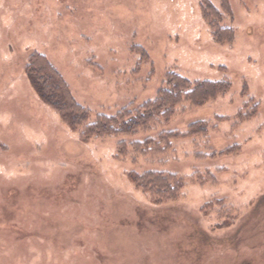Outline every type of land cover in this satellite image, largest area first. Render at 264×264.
Here are the masks:
<instances>
[{"label": "rangeland", "instance_id": "1", "mask_svg": "<svg viewBox=\"0 0 264 264\" xmlns=\"http://www.w3.org/2000/svg\"><path fill=\"white\" fill-rule=\"evenodd\" d=\"M228 1L234 39L218 44L201 0H0V264H264V0ZM35 51L92 119L154 99L171 71L231 88L134 138L83 142L33 89ZM196 122L206 133L164 154L117 155ZM146 170L183 177L180 197L137 188Z\"/></svg>", "mask_w": 264, "mask_h": 264}, {"label": "trees", "instance_id": "2", "mask_svg": "<svg viewBox=\"0 0 264 264\" xmlns=\"http://www.w3.org/2000/svg\"><path fill=\"white\" fill-rule=\"evenodd\" d=\"M200 6L203 19L210 27L215 42L231 43L234 30L223 25L225 16L231 14L229 1L222 0L221 8H218L211 0H201ZM26 74L40 99L52 108L70 129L78 132L83 142L110 136L134 138L142 132H149L158 125L170 122L177 107L184 102L193 107H200L227 93L231 88L229 80L192 81L171 71L166 74L165 82L154 99L147 100L136 108H123L116 114L100 113L92 119L91 110L76 100L69 83L44 53L35 51L29 54ZM206 126L203 122H196L191 124L185 133L164 130L143 140L123 139L118 145L117 155L125 157L129 145L133 146L138 157L164 154L172 147L173 140L204 134ZM129 176L137 188L152 195L159 203L177 200L185 186L184 178L171 172L133 171Z\"/></svg>", "mask_w": 264, "mask_h": 264}]
</instances>
